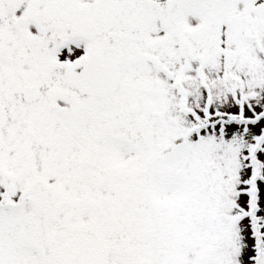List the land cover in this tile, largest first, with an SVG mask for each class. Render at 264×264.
I'll return each instance as SVG.
<instances>
[{"label":"snow or ice","instance_id":"1","mask_svg":"<svg viewBox=\"0 0 264 264\" xmlns=\"http://www.w3.org/2000/svg\"><path fill=\"white\" fill-rule=\"evenodd\" d=\"M0 264H264V0H0Z\"/></svg>","mask_w":264,"mask_h":264}]
</instances>
